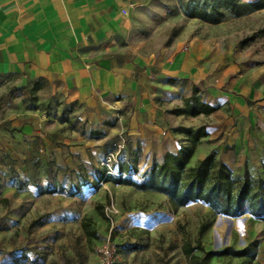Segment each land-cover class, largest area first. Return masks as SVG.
Segmentation results:
<instances>
[{
    "label": "rangeland",
    "instance_id": "rangeland-1",
    "mask_svg": "<svg viewBox=\"0 0 264 264\" xmlns=\"http://www.w3.org/2000/svg\"><path fill=\"white\" fill-rule=\"evenodd\" d=\"M186 1L127 0L122 44L156 55L213 38V53L234 51L238 60L264 66V10L211 25L187 18ZM81 109L45 79L0 76V264H101L106 254L110 264H190L182 250L187 243L200 242L205 250L243 247L251 217L234 218L230 226L217 223L219 216L200 202L174 209L163 195L98 183L109 153L116 154L106 166L110 173L126 164V139L102 131L107 125L92 129ZM42 136L53 148L42 145ZM8 187L14 193L2 202ZM111 205L117 210L113 228L105 217ZM85 220L95 237H87Z\"/></svg>",
    "mask_w": 264,
    "mask_h": 264
},
{
    "label": "crops",
    "instance_id": "crops-1",
    "mask_svg": "<svg viewBox=\"0 0 264 264\" xmlns=\"http://www.w3.org/2000/svg\"><path fill=\"white\" fill-rule=\"evenodd\" d=\"M126 2L0 0V76L45 79L59 86L68 101L82 106V118L92 129L109 122L102 131L140 149V171L184 143L176 127L205 125L207 136L190 165L215 151L235 175L246 170L264 177V66L238 60L234 51L220 58L212 51L213 38H194L186 48L156 55L141 53L132 43L123 45ZM194 85L201 101L216 110L196 117L169 113L183 105ZM41 143L54 145L46 136ZM13 193L8 187L2 198ZM243 232V246L259 240L254 263L264 264V220L254 219ZM222 258L240 261L215 257L211 263Z\"/></svg>",
    "mask_w": 264,
    "mask_h": 264
},
{
    "label": "trees",
    "instance_id": "trees-1",
    "mask_svg": "<svg viewBox=\"0 0 264 264\" xmlns=\"http://www.w3.org/2000/svg\"><path fill=\"white\" fill-rule=\"evenodd\" d=\"M261 10H264V0H187L182 5V12L187 18L211 25L222 23L227 16L239 18ZM254 38L255 35L252 34L242 43ZM215 110L216 108L201 101L199 89L194 85L191 94L183 100V105L168 112L177 116L196 117L201 114L208 116ZM104 124L110 125L109 122ZM95 131L90 130V133H97ZM173 131L184 136V143L177 151L164 153L159 161L148 164L141 171L140 149L133 148L124 140L127 150L126 164H119L116 174L110 173L104 166V169L97 171L96 181L129 186L140 192L161 194L174 209L200 202L217 215L224 214L234 218L248 216L264 220V177H252L246 170L242 176L235 175L216 157L215 151H210L194 165H190L198 144L207 136L205 125L179 126ZM132 153L135 154L133 160ZM134 176L138 179H134ZM74 188L77 192L78 182L74 184ZM6 200L1 199L2 202ZM83 227L88 238L95 237V232L89 229L87 220ZM202 232L203 228L199 230V234ZM258 243V239H253L239 249L228 245L216 250H205L200 242L195 245L187 243L182 250L190 264H210L215 257L240 259L236 264H255ZM195 251H199L201 255H194Z\"/></svg>",
    "mask_w": 264,
    "mask_h": 264
},
{
    "label": "built area",
    "instance_id": "built-area-1",
    "mask_svg": "<svg viewBox=\"0 0 264 264\" xmlns=\"http://www.w3.org/2000/svg\"><path fill=\"white\" fill-rule=\"evenodd\" d=\"M186 48V46L184 47ZM116 161V154H113V153H109L105 159H104V162L102 163L104 166H107L109 167L111 163L115 162ZM117 213V210L114 208L113 205L111 206H107L105 208V217L107 219V222L108 224L110 225V228H113V225H114V220H113V217L114 215ZM101 264H110V261H109V254H106L104 256V258L102 259L101 261Z\"/></svg>",
    "mask_w": 264,
    "mask_h": 264
},
{
    "label": "water",
    "instance_id": "water-1",
    "mask_svg": "<svg viewBox=\"0 0 264 264\" xmlns=\"http://www.w3.org/2000/svg\"><path fill=\"white\" fill-rule=\"evenodd\" d=\"M218 216H219V218H218L217 223H221L223 221H226L230 226L233 225V219H234V217H229V216H226L224 214H219ZM243 217L244 216L236 217V218L239 220V219H243Z\"/></svg>",
    "mask_w": 264,
    "mask_h": 264
}]
</instances>
